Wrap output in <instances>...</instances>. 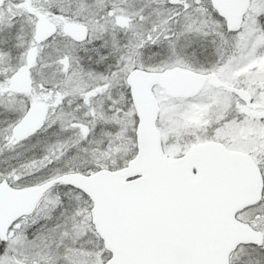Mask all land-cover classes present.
Wrapping results in <instances>:
<instances>
[{"label": "snow or ice", "instance_id": "6c2138e0", "mask_svg": "<svg viewBox=\"0 0 264 264\" xmlns=\"http://www.w3.org/2000/svg\"><path fill=\"white\" fill-rule=\"evenodd\" d=\"M0 264H264V0H0Z\"/></svg>", "mask_w": 264, "mask_h": 264}]
</instances>
